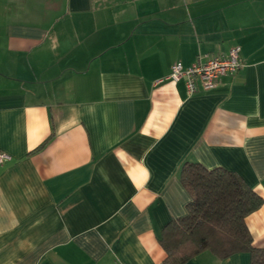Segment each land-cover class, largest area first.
<instances>
[{
	"label": "crops",
	"instance_id": "0c3cea01",
	"mask_svg": "<svg viewBox=\"0 0 264 264\" xmlns=\"http://www.w3.org/2000/svg\"><path fill=\"white\" fill-rule=\"evenodd\" d=\"M234 46L213 89L168 79ZM0 151V264H165L185 162L264 200V0H0ZM245 223L264 248V202Z\"/></svg>",
	"mask_w": 264,
	"mask_h": 264
},
{
	"label": "trees",
	"instance_id": "16d2710c",
	"mask_svg": "<svg viewBox=\"0 0 264 264\" xmlns=\"http://www.w3.org/2000/svg\"><path fill=\"white\" fill-rule=\"evenodd\" d=\"M180 181L191 200L186 214L170 220L161 231L158 242L166 255L165 264H184L203 252L220 260L247 252L250 264H264V248L252 245L245 223L264 200L238 174L185 162Z\"/></svg>",
	"mask_w": 264,
	"mask_h": 264
},
{
	"label": "built area",
	"instance_id": "2783aa9c",
	"mask_svg": "<svg viewBox=\"0 0 264 264\" xmlns=\"http://www.w3.org/2000/svg\"><path fill=\"white\" fill-rule=\"evenodd\" d=\"M242 66L240 47H232L227 55H214L205 61H196L185 67L180 61L171 66L168 79L172 81L185 80L186 90L189 94L198 89L204 91L215 87L216 81L223 75H232ZM11 159L10 155L0 151V164Z\"/></svg>",
	"mask_w": 264,
	"mask_h": 264
}]
</instances>
